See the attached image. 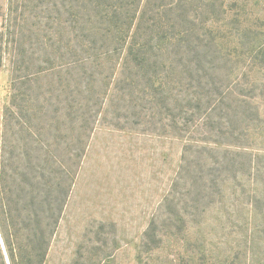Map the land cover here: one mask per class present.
<instances>
[{"label":"trees","instance_id":"16d2710c","mask_svg":"<svg viewBox=\"0 0 264 264\" xmlns=\"http://www.w3.org/2000/svg\"><path fill=\"white\" fill-rule=\"evenodd\" d=\"M0 18V264H46L97 125L131 117L184 141L140 264H264V0H0Z\"/></svg>","mask_w":264,"mask_h":264},{"label":"rangeland","instance_id":"374dc122","mask_svg":"<svg viewBox=\"0 0 264 264\" xmlns=\"http://www.w3.org/2000/svg\"><path fill=\"white\" fill-rule=\"evenodd\" d=\"M7 3L3 0L5 8ZM9 78L8 67L0 71V102ZM47 80L34 84L32 92H44ZM145 114L142 119L148 120ZM135 120L122 119L125 128L104 120L97 125L46 264H140L151 220L162 231L166 214L176 213L164 203L177 181L184 141L153 133L148 123ZM176 190L184 192L183 187Z\"/></svg>","mask_w":264,"mask_h":264}]
</instances>
